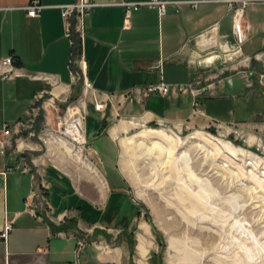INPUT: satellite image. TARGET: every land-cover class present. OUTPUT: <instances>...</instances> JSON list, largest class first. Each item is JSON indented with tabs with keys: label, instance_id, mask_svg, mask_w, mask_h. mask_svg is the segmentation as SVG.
<instances>
[{
	"label": "crops",
	"instance_id": "1",
	"mask_svg": "<svg viewBox=\"0 0 264 264\" xmlns=\"http://www.w3.org/2000/svg\"><path fill=\"white\" fill-rule=\"evenodd\" d=\"M170 1L165 16L144 6L127 17L124 0H94L86 17L85 78L99 99L112 97L111 115L121 118L105 123V114L93 103L87 105L84 137L92 152L85 155L82 150L81 155L91 167L94 160L92 178L66 153L65 144L57 142L68 160L47 163L37 153L36 132L28 137L21 133L41 101L49 97L51 102L61 101L83 88L82 71L71 64L72 44L61 10L74 0H40L43 10L38 18L24 10L31 0H0V62L13 57L17 70L12 79H4L0 70V233L6 219L14 221L8 240H0V264L154 263L155 242L138 205L93 204L85 191L86 178L103 199L106 191L99 176L118 177L117 146L133 129L124 130L123 118L228 132L264 131V62L255 59L264 54V2L249 0L241 19L246 41L240 44L237 16L228 3ZM248 57L254 58L250 67H242ZM73 73L79 77L73 79ZM161 80L203 89L199 111L193 108L191 95L135 99L137 88ZM90 109L95 114L91 123ZM6 128L11 130L8 136ZM69 161L78 165L82 181L66 168ZM113 181L119 191L122 183ZM42 183L52 219L33 212L39 202L33 191Z\"/></svg>",
	"mask_w": 264,
	"mask_h": 264
},
{
	"label": "rangeland",
	"instance_id": "2",
	"mask_svg": "<svg viewBox=\"0 0 264 264\" xmlns=\"http://www.w3.org/2000/svg\"><path fill=\"white\" fill-rule=\"evenodd\" d=\"M51 99L37 105L39 110L21 129L22 136L36 132L34 139L40 148L37 153L47 163L52 159L68 160L57 142L65 144L66 153L90 175H96L92 172L94 160H91L93 168L80 153L92 152L90 146L86 145L85 150L74 143L65 134L66 127L60 125L69 119L68 111L76 107L86 119L87 105L94 104L93 98L84 95L82 88L61 101ZM108 103L102 111L103 121H121L111 115L114 108ZM94 118L90 109L87 122ZM122 121L125 131L133 129L122 136L117 146L118 177L98 175L106 191L103 199L94 183L83 180L92 203L137 204L155 242L153 264H264V131L257 133L248 128L218 131L186 123L146 124L132 118ZM196 135L212 139L213 144L204 149L203 142L191 140ZM220 143L225 144L220 147ZM158 144L165 151L157 149ZM226 145L244 151L251 160L243 164L241 158L228 154ZM185 154L189 161L182 157ZM71 162H66V168L82 181L78 165ZM112 169L107 170L110 173ZM113 179L122 183L119 191L112 187Z\"/></svg>",
	"mask_w": 264,
	"mask_h": 264
},
{
	"label": "built area",
	"instance_id": "3",
	"mask_svg": "<svg viewBox=\"0 0 264 264\" xmlns=\"http://www.w3.org/2000/svg\"><path fill=\"white\" fill-rule=\"evenodd\" d=\"M218 2H226L233 10L234 15L240 16L242 19L243 11L245 7L251 2L249 0H216ZM264 2V0H261ZM173 4L170 0H149L147 2L142 3H134L128 0H124L122 6L125 8V12L127 17H129L133 12L138 11L140 8L146 6L150 8H154L158 10L160 16H165L168 12V7ZM95 7L94 0H74V2L70 5L63 6L61 8L62 15L67 22V32L68 37L71 39L72 44V58L71 64L77 65L80 70L82 71L83 76V92L86 96H91L93 98V102L95 105V110L102 112L108 102H111L112 97L105 96V100L99 99L97 92L94 90L93 85L91 82L86 80L84 74V64L85 59L83 56V40L85 37V20L88 16L89 12ZM24 10L27 12L28 16L31 18H38L43 10L40 0H31V2L24 7ZM242 26L238 29V41L242 44L246 41V36L243 30L241 29ZM238 53L242 56V48L238 49ZM254 58H245L244 59V67H250L251 62ZM257 60H263L264 62V54L257 55L255 57ZM0 70H2V74L4 79H12L16 74L15 69V59L13 57H8L0 62ZM79 77L78 73H73V79H77ZM209 88L211 87L208 86ZM134 97L138 102H141L144 99L149 98L152 94H159L163 97H172L178 95H191L193 97V108L196 112L199 111L200 108V100L203 95V89H199L194 87L192 84L185 85V86H171L163 82L161 80L160 83L156 85L147 86L145 88H137L134 91ZM127 97V96H122ZM69 112V111H68ZM80 118V130L79 132L85 133V129L83 127L84 121L86 120L85 117L81 114H78ZM62 126V122L60 124ZM25 126L22 125L21 129ZM66 127V126H62ZM249 129V128H248ZM66 132L67 127L65 128ZM11 130L6 128L4 134L6 136L10 135ZM65 132V133H66ZM72 141L78 145L84 146L86 145L85 140L80 142V140L75 138V136L70 137ZM33 195L35 198L39 199V202L33 206V212L37 215L38 218L48 217L52 219L50 215V202L47 197V187L42 183L41 187L38 189L36 188L33 191ZM14 227L13 220H5L4 229L0 233V240L7 241L9 234L12 232ZM61 235V234H60Z\"/></svg>",
	"mask_w": 264,
	"mask_h": 264
},
{
	"label": "bare ground",
	"instance_id": "4",
	"mask_svg": "<svg viewBox=\"0 0 264 264\" xmlns=\"http://www.w3.org/2000/svg\"><path fill=\"white\" fill-rule=\"evenodd\" d=\"M240 26H241V18H240V16H238L237 15V19H236V23H235V29H236V31H237V33H238V29L240 28ZM82 107V106H81ZM84 107V106H83ZM81 111H80V109H79V107H76V108H74V109H70L69 110V115H68V118L69 119H65L64 121H62V126H66L67 127V132L65 133L66 135H68V136H75V138H77L78 137V139L80 140V142H82V141H84L85 140V137H84V134L83 133H81V132H79V130H80V127H79V124H80V118L78 117V114L80 113ZM71 124V125H70ZM77 132V134H75ZM152 132H154V131H152ZM162 132V131H161ZM161 134H164V132H162ZM146 135V134H145ZM157 135V134H156ZM142 136H144V134L142 135ZM148 137V136H147ZM146 136H145V138H147ZM160 136H158V138H159ZM141 137H139V139H140ZM155 138V137H154ZM157 138V137H156ZM165 138V137H164ZM143 139V138H142ZM148 139V138H147ZM151 139V138H150ZM153 139V138H152ZM160 139H162L161 137H160ZM58 140L59 141H61V142H67L64 138H58ZM159 140V139H158ZM164 140V139H163ZM191 140H194V141H199V142H203L204 143V146H203V148L205 149V148H207V146L208 145H212L213 143L211 142V140L212 139H205L204 137H201V136H198V135H196V136H194ZM143 141V140H142ZM151 141V140H150ZM166 142V141H165ZM178 142H180V141H178ZM68 144H70L69 142H67ZM156 143V142H155ZM165 144V143H164ZM225 143H220V144H218L220 147L222 146V145H224ZM160 144H158V145H156V148L158 149H160L162 152L163 151H165V149L164 148H162L161 146H159ZM218 145H217V148H218ZM70 146H72L73 148H74V146L73 145H70ZM158 146V147H157ZM171 146V145H170ZM164 147V146H163ZM225 149L228 151V154L229 155H232V156H234V157H236V158H241V162L243 163H245V165H247V162L249 161V160H251V158L249 157V156H246L245 155V153H244V151H241V150H236V149H234L233 147H230L229 145H226V147H225ZM74 150L76 151V148H74ZM169 150H172L171 148L169 149ZM216 150V149H215ZM218 150V149H217ZM220 150V149H219ZM73 150L71 149L70 150V152H72ZM226 151V152H227ZM77 152H80V150H77ZM81 153V152H80ZM213 153V152H212ZM186 155L187 154H185L184 156H182V157H184V160L185 161H189L188 159L186 160ZM75 156H77L78 158H80L81 156L79 155V154H77V155H75ZM214 156V155H213ZM212 156V157H213ZM216 157V156H215ZM214 157V158H215ZM183 161V160H182ZM243 163V164H244ZM254 165V164H253ZM248 166H251V163L250 164H248ZM90 168V167H89ZM246 168V167H245ZM91 169V168H90ZM92 170V169H91ZM92 172L95 174V172H94V170H92ZM92 176V178H95L96 177V175H93V174H91Z\"/></svg>",
	"mask_w": 264,
	"mask_h": 264
}]
</instances>
